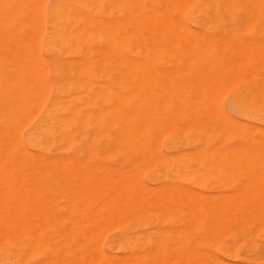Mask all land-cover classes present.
I'll list each match as a JSON object with an SVG mask.
<instances>
[{"label": "bare ground", "instance_id": "6f19581e", "mask_svg": "<svg viewBox=\"0 0 264 264\" xmlns=\"http://www.w3.org/2000/svg\"><path fill=\"white\" fill-rule=\"evenodd\" d=\"M15 1L16 0H0V14L2 15V16L0 15V25L4 26L7 23H9V25H12V23H13L12 21H14L15 16L17 17L21 14L26 13L27 17H29L28 12L31 10L26 12L27 11L26 10V6H27L26 2L24 3L23 0H21V2L16 1L19 4H17L18 7L15 8V3H16ZM18 1H20V0H18ZM33 1L34 0H32V2ZM35 1L32 4H35L36 3ZM39 1L37 0V3ZM81 2H82V0L80 1V3ZM84 2H88V1L84 0ZM40 4L41 3L39 2L37 5H40ZM82 4H83V2H82ZM105 4L106 3H104V5ZM113 4L114 3H112V5ZM122 5H124V4H122ZM81 6L82 5L80 4V7ZM33 7L34 8L37 7L36 9H38V10L40 8L38 6L35 7L34 5H33ZM33 7L30 6V9ZM91 7H93V6H91ZM103 8L105 10V7H103ZM43 9H44V7H43ZM107 9H106V11H107ZM111 9H112V7H111ZM125 9H126V7H125ZM129 10H130L129 11V20H128V23L126 24L127 28H128V33H126V34H128V37L126 39L127 40L126 41L127 42V52H125L126 57L123 58L124 55L121 57V59L122 58L124 59V60L122 59L123 61L122 60L120 61V57L118 58L120 63H122V62H123L122 64L126 63L124 66L121 65V66L125 67L123 69L124 71L122 69H118V75H119V77L122 76V78H121V80H116L113 77H111L112 79H114V80H112L111 78L108 77V79L110 81H105V82H96L95 80H93L94 82L93 81H80L78 79L77 80H64L63 79V81H52V80L48 79L49 77L48 78L45 76L43 77V73H44V75L46 73L44 71H41L40 67L42 68V70L47 71L46 70L47 66L45 67L43 62H41V61H44L45 59L43 60L42 59L43 57H41V55H40V57H37L36 55L39 56V54H36L38 52H34V53L30 52V50L32 51V49L29 48L30 46H28V50H29L28 51L27 46H26V45H29V44H27V41H26L28 36H29L28 40H30V43L32 42L34 44V42H35V44L37 43L36 46H38L39 41H37V40L40 39V38H38V36H41L40 32L42 34L44 26H43V21H37V22H40V23H38L40 25V29H39L40 32H38V30L36 31L35 25H37V24H35L36 21L34 19L36 18L37 15H39L40 11H36V10L34 11L33 10L36 13H32L33 11L30 12L32 15L30 14L31 19L28 18L29 22L26 20L27 19L26 15H24V16L22 15V17L26 18V19L24 18L25 20L22 19L25 21V24L29 23L31 26L30 27V26H28L29 24H27L29 32L31 30L33 31V29L35 27L34 30L36 32L34 31L33 33L35 35L37 34V36H35V37H34V35L32 36V34H31L32 32H30L28 35H26L27 37L22 36V38H24L25 42H26V43L25 42L23 43V44H25V47H26L25 50L23 51L24 53L22 51L21 52L23 55L21 53L20 54L15 53V55L19 54L18 56L21 59H18L19 57L17 58V55H16V56H14V58H16L17 60H15L13 58V56L9 55L10 57H12V59H9V60H11V61H9L11 64L9 63L10 65H5L4 63L8 62V59L6 58L8 55L7 54L6 57H5V55L2 56L4 58H6L7 60L4 59L5 62H3V63L0 62V66H1L0 67V74H1L2 70H4V72L7 71L8 67H10V66L15 67L16 71H17L19 69L18 67H20V69H21L20 65H22V67H23V65L26 67L29 66L25 70H24V67L22 68L23 71H26L28 69L26 71V76L29 75V73L31 72L30 73L31 76L29 75V78H28L24 75V72L22 74V72H20L21 70H18L19 72L18 71L17 72L19 73L20 76L22 74L23 78L21 79V77H20V79H19L18 75H13L12 77L14 78L16 76L17 79H10V76L7 75V73H8V71H7V72H5V77L3 75L2 76L3 78L2 77L0 78V178H2V179L3 178H8V179H10V178H15V179L20 178L21 179L22 178L23 179V178H35V177H38V178L52 177L51 179H53V177H55L56 179L59 178V180L60 179H64V180L70 179L72 181V184L74 186L73 187L74 188V190H73L74 195H72V196H74V198H75L76 207L74 208L73 212H71L70 215L67 214V215H69V219L67 216V219L69 221L68 222L66 221L67 224L64 227V233H65L66 239L69 242H72V244H73V250L75 253V256H74L75 259H74L73 264H264V190H254V189H251L250 187L245 186L246 188L244 187V189L243 188L242 189L235 188L233 190L216 191V192H196V191L193 192V190L192 191L189 190V192H188V190H185L186 189V187H185L184 190L186 192H179V191L178 192H171V190L169 189L170 192H168V193H164V192L163 193H157V180H158L157 175H159L161 173V172L160 173L158 172L159 174L157 173V155H158L157 148L160 149V147L158 145V144H160V142L159 143L157 142V140L159 141V139L157 138L158 137L157 125H159V124H157L158 123L157 122V103H158L157 99L158 98L160 99V97L158 95L161 94L160 92H159V94L157 93L158 92L157 91V79H159V77L157 78V76H158L157 75V57L159 56V55L157 56V54H158V52H157L158 51L157 50V31H159V30H157V28L159 26H164L165 28H166V26H169V27L175 26L174 28H176V27L177 28L178 27L183 28L184 27L186 30L191 29L190 27L189 28L187 27L188 23L186 21H184L186 19H195V20L196 19H202V18L203 19H211V20L217 19V21L220 22L218 19H220V20L222 19L223 21L227 19V21H231V20H233L231 18H236L237 22L240 21V22H238L239 25H240L241 20H242V19L238 20L239 18H244V20L250 19V21H251V19L254 20L257 18L258 19L259 18L264 19V0H130ZM103 12H101V13H103ZM113 12H111V13L113 14ZM124 12H125V10H124ZM43 13L44 12H42L41 15H39L40 19L42 17H44ZM117 14H118V12H117ZM87 15H89V14H87ZM124 16H125V14H124ZM72 17H73V15H72ZM60 18L61 17H59L57 19H60ZM73 18H75V17H73ZM73 18H72V20H73ZM69 19H70V17H69ZM69 19H68V21H70ZM78 19H79V17H78ZM80 19H81V17H80ZM168 19H171V20L177 19V21L176 20L170 21V23L164 21V20H168ZM228 19H230V20H228ZM41 20H43V19H41ZM113 20H115V19H113ZM222 20L220 23H222V25H223ZM26 21H27V23H26ZM31 21L32 22L35 21V22H33L35 24L33 27H32L33 23ZM227 21H225V22L227 23ZM254 21H256V20H254ZM17 22H19V21H16V23ZM62 22H64V20H62ZM85 22H88V21H84V23ZM171 22H173V23H171ZM203 22H205V21H203ZM210 22H212V21H210ZM244 22H246V21H244ZM247 22H249V21H247ZM247 22H246V24L245 23H241V24H243V26L245 24L247 27ZM231 23L233 24V22H231ZM55 24H56V22H55ZM76 24H78V23H76ZM204 24H203V26H204ZM214 24H217V23L215 22ZM253 24L256 25V22L253 23V21H251L250 25H253ZM53 26H55V25H53ZM110 26H112V24ZM123 26H121V27L123 28ZM209 26H210V24H209ZM215 26L214 27L212 26V28H214L213 29L214 31L216 29L215 32H217L219 30V28H218V26H217V28H215ZM227 26H228V24H227ZM116 27H117V25H116ZM228 27L230 30L231 27L230 26H228ZM252 27H254V25ZM0 28H1V26H0ZM3 28L4 27H2V31H3ZM38 28L39 27L37 26V29ZM56 28L59 29L58 26ZM114 28H115V26L112 27V29H114ZM174 28H173V30H174ZM240 28H241V26H240ZM21 29H22V26H21ZM78 29H82V28L78 27ZM84 29L86 32L82 29L81 30L82 35L84 36V33H85V35H88L86 33L90 32L89 35L91 36V32L93 30L92 31L89 30L87 32L86 28H84ZM250 29H251V27H250ZM250 29L246 30V28H243V29L241 28V30L246 31V33H248L250 31ZM168 30H172V29L170 28ZM186 30H182V31L184 33H186ZM191 30H193V29H191ZM256 30H255V32H256ZM77 31H79V30H77ZM98 31L99 30H97V33H98ZM161 31H162V27H161L160 32ZM193 31H195V30H193ZM198 31H196V32L199 35L202 34V35H200L201 37L203 36L202 38H204V35L206 36V34H205L206 31L205 32H203V31L198 32ZM237 31L238 30H236V32ZM47 32H49V31H47ZM102 32H103V30H102ZM108 32H110V31H108ZM123 32H124V30H123ZM170 32H172V31H170ZM210 32H212V30ZM219 32H221V31H219ZM242 32H241V34H242ZM4 33L5 32H3V35H4ZM74 33H75V31H74ZM103 33H102V35H103ZM162 33H164V32L162 31L161 34ZM175 33H177V32H175ZM206 33H208V32H206ZM5 34H7V33H5ZM63 34L65 35V37H66V35H68L66 33H63ZM107 34H109V33H107ZM117 34H118V31H117ZM166 34H168V32ZM259 34H260V32H259ZM1 35H2V33H1ZM199 35H197V36H199ZM209 35L206 36L205 38H208ZM92 36H93V33H92ZM118 36H119V34H118ZM186 36H187V34H186ZM33 37H34V39H33ZM47 37H48V35H47ZM105 37L106 38L108 37V38H107V40L105 39L106 41L103 42V45H104V43H105V45L108 44L107 43V42H109L108 39H111V38H109V36L105 35ZM177 37H178V35H177ZM244 37H245V35H244ZM259 37H261V36H259ZM10 38H11V35H10ZM16 38H17V40L14 39V41L15 40L18 41L19 38L18 37H16ZM22 38H20L19 42H21ZM35 38H36V40H35ZM62 38H64V37H62ZM190 38H188V39H190ZM219 38H220V36H219ZM223 38H224L223 39L224 42L228 43L226 45L224 44L225 48H227L226 46H228L230 43V45L233 46L232 48L235 47V50H236V48L239 49V51L236 50L238 52L236 53L235 56L238 57L239 55H241L242 50L240 51L241 48L239 45L237 47L236 44H234L235 40H233L234 39L233 37H231V38L228 37L229 38L228 39L226 36L227 39L225 37H223ZM248 38H246L245 40L250 45V41H247ZM8 39H9V37H8ZM80 39H79V41H80ZM123 39H125V38H123ZM165 39L166 38L164 37V40ZM168 39H170V38H167L165 41H167ZM3 40H4V38H3ZM49 40H50V38H49ZM53 40H54V38L52 37V39L49 43H51ZM66 40H67V38H66ZM202 40L203 39H201V41ZM209 40H211L210 37L208 38V41ZM227 40H229V41H227ZM230 40L233 41L232 42L233 44L231 43ZM14 41H12V43H14ZM16 41H15V43H16ZM22 41H23V39H22ZM121 41H123V40H121ZM178 41H180V40H178ZM212 41H210V42H212ZM242 41H244V40H242ZM54 42L55 41L52 42V46H49L50 48L55 46V45L53 46ZM112 42L113 41H110V43H112ZM180 42H179V44H180ZM224 42H222V44ZM252 42L253 41H251V43ZM70 43H73V41H71ZM119 43H121V42H119ZM175 43L177 44V42H175ZM194 43H196V42H194ZM263 43L264 42H262V46H263ZM55 44H56V42H55ZM73 44H71V45H73ZM114 44L115 43L113 42V45ZM183 44H185V43H183ZM190 44H189V46L187 45L186 47L184 45L183 48H185V52H187L186 51L187 47L190 48ZM210 44H212V43H210ZM238 44H239V42H238ZM13 45H11V46H13ZM62 45H63L64 50H65L64 44H62ZM65 45H67V44L65 43ZM71 45L68 44L67 46H71ZM74 45H76V44H74ZM170 45H171V43H170ZM177 45H176L175 49L177 48ZM218 45L220 46V43ZM9 46L10 45L8 43V47ZM22 46L23 45H21V47ZM47 46H48V44L46 45V47ZM108 46H110V45L108 44ZM112 46H110V47H112ZM181 46H182V44H181ZM196 46H197V43H196ZM201 46H204V45H201ZM201 46H200V48H203ZM213 46H216V45L213 44ZM219 46H218V49H219ZM17 47H19V46L16 45V48ZM32 47H35V45ZM172 47H173L172 45H171V47L170 46L169 47L164 46L165 51H166V52L164 51V53L167 54L168 50H166V48L172 49ZM194 47H192L193 48L192 50H191V48L187 49L188 51H190L189 53L187 52L190 55H186V56H184L185 52L182 51L183 49L178 47L182 53L183 59L185 57L184 61L186 60V62H188V63L191 61L190 62L191 64H192V61H196V59H197L196 56L198 54H200L198 52L199 47H197V48L195 47L197 50V51L195 50V52L198 54H195L194 57L191 56V52L192 53L194 52L193 51L195 49ZM204 47L206 48V46H204ZM216 47H214V48H216ZM16 48H15V50H16ZM11 49H13V47H11V48L9 47L8 51ZM51 49L48 48L49 51ZM54 49L56 50V53H57V51H58V54L61 53V51L57 50L58 48L56 49L55 47L52 49V51H51L52 53H53ZM69 49H70V47H69ZM80 49H81V47H80ZM94 49L98 50V55H99V53L101 54L100 51H102V50L106 51L105 49H102V48H101L102 50L97 49V48H94ZM228 49H230V46ZM231 49L228 51V53L232 51ZM36 50L37 51L39 50V46H38V49L36 47ZM109 50H110V48H108V52L106 51L104 53H109V52L110 53L112 52V54L114 53L113 51H109ZM162 50H164V49H162ZM202 50H204V48ZM11 51H12V53L15 52L14 49ZM252 51H254V50H252ZM256 51H258V50H256ZM17 52H19V51H17ZM27 52H29V53H27ZM116 52H117L116 55L119 54L118 53L119 51H116ZM239 52H240V54L237 55ZM31 53H33V55L36 54L33 57L34 60H33V58L31 59V57H32ZM72 53H73V51H72ZM83 53H85V52H83ZM90 53L93 54V53H96V51H94V52L92 51ZM104 53L102 52V54H104ZM164 53H162V54L164 55ZM175 53H176V51H175ZM202 53H203V51H201V57H202ZM233 53H235L234 50H233ZM233 53L231 52V55ZM243 53H245V52H243ZM25 54H27L26 58L24 57ZM168 54L170 56V53H168ZM173 54H171V55L173 56ZM75 55H77V54H74V56ZM78 55H80V54H78ZM192 55H194V53ZM29 56H31V57L29 58ZM102 56L107 57L108 54L107 55L104 54ZM109 56L111 57L110 54H109ZM114 56H113L114 59L117 58V56L116 57H114ZM169 56H167V57L169 58ZM172 56L170 57L171 59L169 61L172 62L174 60V63L177 64L178 60L175 61L177 59V57H176V59L173 57L174 59L172 60ZM187 56H189V57H187ZM232 56L234 57V54ZM243 56H244V59H242ZM243 56L241 59L244 61L245 58H247L248 56L245 57L244 54H243ZM249 56H251V55H249ZM2 57H0L1 61H3ZM110 57L108 60H111ZM182 57L179 54V58L181 59ZM233 57H232V59H233ZM259 57L260 56H258V58ZM35 58H38V60H36ZM113 58H112V60H114ZM125 58H126V60H125ZM194 58H196V59H194ZM248 58L250 59V57H248ZM25 59H27V60H25ZM40 59H41V61H39ZM208 59L209 58L207 56V58L205 60H203V59L202 60L205 62ZM239 59L240 58H238V61H240V63H241L242 61ZM89 60L91 62H95L94 58H93V60H91V59H89ZM97 60L98 59H96V61ZM187 60H189V61H187ZM202 60H200V57H199L197 63L203 62ZM227 60H229V59H227ZM38 61L40 62V64H43V65H40L38 63ZM65 61L66 60H63L64 63H65ZM71 61H73V60H71ZM71 61H69V62H71ZM101 61H98L96 63L98 64ZM105 61L106 60H104V62ZM161 61H162V59H161ZM209 61H210V63H209ZM209 61L207 62L208 64H206V65H212V66L216 65V64H211V61H212L211 59H209ZM217 61H218V59H217ZM253 61L255 62V60H253ZM63 62H61V64ZM69 62H67V63H69ZM75 62H77V60H75ZM91 62H89V63H91ZM104 62L102 61V63H104ZM182 62H179V66H181L182 64L186 65V66L182 65L183 68H181V67L177 68L178 67V65H177L176 72L173 71L174 70L173 65H175V64L171 63L172 68L169 69V71L170 70L173 71V73L170 71L171 74L173 75V77H176L174 75L177 74V70L179 71L180 69L181 70L183 69L182 71L186 70L188 72H191L190 68H192V67H190V66H192V65L189 63L190 64V66H189L188 63L185 64V62H183V63ZM234 62H236L235 64H239V63H237L236 60H234ZM244 62H247V61H244ZM244 62H243V64H244ZM1 63L4 65H2ZM37 63L39 64L40 67L38 66ZM84 63H86V62H84ZM165 63H164V61H162V64H165ZM193 63L195 64V62H193ZM231 63H233V62H231ZM251 63L254 65L253 62H251ZM6 64H8V63H6ZM70 64H71L70 66L74 65V63H70ZM106 64L109 65V61ZM106 64H104V65H106ZM110 64L113 65L112 63H110ZM115 64H117V66H118L117 60H116ZM229 64L230 63H228V65ZM16 65L18 67H16ZM30 65H32V66L35 65V66H33L34 70L32 69V66H30ZM58 65L60 66V64H56V65L51 64V66H57V68L54 67V68H56V69H54V70H56V74L57 73L62 74L64 72L63 69H62V73L57 72V69H60V67ZM187 65H188V67H187ZM226 65L227 64H225L224 66L226 67ZM5 66H8V67H6V69H5L4 68ZM195 66H196V64H195ZM231 66L234 67L233 64H231L229 67H231ZM239 66H240V64H239ZM239 66H238V68H239ZM242 66L243 65H241V67ZM37 67H38V69H37ZM44 67H45V69H44ZM61 67H63V65ZM123 67H121V68H123ZM185 67H187V68L185 69ZM194 68L195 67H193L192 72L194 71ZM30 69H32L34 72H32V70H30ZM114 69L116 70V68H114ZM203 69H205V68H203ZM35 70H36V72H35ZM120 70L122 71V73L123 72L124 73L122 74ZM162 70H164V69H162ZM166 70L168 71V69H166ZM227 70H225V71L227 72ZM9 71H12L10 73L12 75L13 70L9 69ZM28 71H30V72H28ZM75 71L77 72L76 69H75ZM119 71H120V74H119ZM195 71H196V69H195ZM37 72H39L38 75H37ZM70 72L73 75V70ZM111 72L112 71H110V73ZM115 72L116 71H114V73ZM158 72H161V71L159 70ZM241 72H242V70H241ZM16 73L14 71V74H16ZM32 73H36V74H32ZM69 73L67 72V74H69ZM202 73H203V71H202ZM206 73L208 74V72H206ZM251 73H252V70H251ZM52 74H54V73H52ZM65 74L66 73H64V75ZM116 74H117V72H116ZM171 74H169L170 77L172 76ZM181 74H182V72H181ZM185 74H187V72H185ZM213 74L215 75V73H213ZM213 74H211V75H213ZM225 74L227 75V73H225ZM41 75H42V77H41L42 79L36 77V76H41ZM82 75H84V74H82ZM94 75L95 74L91 73V76H94ZM232 75L233 74L228 75V76L231 77ZM46 76H47V74H46ZM54 76H56V75L54 74ZM59 76H56V77H59ZM97 76H99V75H96V77ZM167 76L168 75H166L164 77L167 78ZM191 76L193 77V75H191ZM217 76H218V74H217ZM31 77H34V78L31 79ZM35 77L37 79H35ZM196 77H198V76H196ZM206 77H207V75H206ZM259 77H258V79H259ZM5 78H7V79H5ZM25 78H27V79H25ZM44 78L46 80H44ZM61 78H63V77H61ZM182 78H184V77H182ZM198 78H201V75ZM208 78H209V76H208ZM226 78H227V76H226ZM217 79H215V80L217 81ZM182 80H181V83H183L185 81L184 80L182 82ZM205 80L207 81L208 79L206 78ZM221 80L225 81L226 79L225 80L221 79ZM160 81H162L163 85L164 84L166 85L167 83H169V81L172 82L171 79H169V81H166V82L162 79ZM173 81H175V80H173ZM194 81H195V83H197L196 80H194ZM261 81H260V87H261V85H263V84H261ZM226 82H228V80ZM160 83H158V84H160ZM180 84L177 82V85H180ZM167 85H169V84H167ZM167 85L165 87L166 90L167 91L171 90L169 87L170 85L169 86H167ZM197 86H199V84ZM197 86L195 87V85H194L193 86L194 88L191 87V89L194 92V93L192 92V95H194V96H195V91H194L195 88H199ZM210 86H212L211 83H210ZM218 86H217V88H218ZM167 87H168V89H167ZM173 87H174V85H173ZM175 87H176V85H175ZM200 87H201V85H200ZM211 88H213V86ZM203 89H206V88H203ZM161 90H163V89L161 88ZM215 90H217V89H215ZM196 91H197V94L199 93V95H202V93H200L201 90L198 91V89H197ZM223 91L224 90H221L220 92H223ZM166 92H164V93H166ZM173 92H176V91L173 90ZM177 92H178V90H177ZM215 92H218V91H215ZM169 93H170V91H169ZM179 93H180V91H179ZM183 93H184V91H183ZM185 93H187V92H185ZM170 94H172V93H170ZM199 95L198 96L196 95V96L199 97ZM163 96L161 97L162 99H163ZM180 96L181 95H179V97ZM184 96H189V95L187 94ZM194 96H192V98ZM208 96H211V95H208ZM229 96H230V94H229ZM169 97H171V96H169ZM202 97H204V95H202ZM186 98H188V97H186ZM207 98H209V97H207ZM214 98H216V96ZM220 98H221L220 101H222V97H220ZM243 98H244V96H243ZM165 99H166V97L163 100L166 101ZM188 99H186V100H188ZM218 99L219 98H217V100ZM240 99H241V97H240ZM163 100H161V101L165 104V102ZM168 100H171V99L168 98ZM195 100H197L196 97H195ZM229 100H231V99H229ZM181 102H183V101H181ZM238 102H240V101H238ZM252 102H254V101H252ZM163 103L159 102V104H162V107L164 105ZM242 103H243V101H242ZM176 105H177V103H176ZM178 105H179V103H178ZM240 105H242V104H240ZM181 106H183V105H181ZM251 106H253V105H251ZM171 107H172V105H171ZM175 109H176V107H175ZM182 110H184V109H182ZM261 112H263V111H261ZM260 113H259V115H261ZM197 114L199 115V113H197ZM203 114H204V111H203ZM227 114L223 113V116L228 118ZM216 116H218V115H216ZM174 117H173V119H174ZM166 118H164V119L166 120ZM177 119H178V117H177ZM205 124L206 123L204 122V128H203L204 132H205V128H206ZM207 125H208V123H207ZM233 126H235V125H233ZM257 126L258 125H256V126L254 125V126H252V128H255ZM216 127H218L217 124L213 128H216ZM227 128H228V125H227ZM192 129H193V127H192ZM259 129H260V127L258 128V130L256 128L257 131H259ZM175 130H174V132H175ZM196 130H194V131L196 132ZM218 130L216 129L215 132ZM261 130H264V128H262ZM165 131L167 132V130H165ZM199 132H200V130H199ZM260 132H259V134H260ZM251 133H252V131H251ZM202 134H203V131H202ZM222 134H224V133H222ZM219 135H221V134H219ZM223 136H225V135H223ZM159 137H160V135H159ZM177 137H178V135H177ZM177 137H175L176 140H177ZM241 138H242V140H244L243 137H241ZM192 139L193 138L191 137V140ZM257 139L258 138H256L255 140H257ZM176 140L172 139V141H176ZM255 140H252V141H255ZM258 140H257V142H258ZM216 141H214V142L216 143ZM188 142H190V141H188ZM259 142H261V141H259ZM198 143L200 144V141ZM248 144H249V142H248ZM260 144L263 145V143H260ZM200 145H202V142ZM174 146H175V144H174ZM250 147H252V145ZM252 148H254V147H252ZM171 149L173 150L172 147H171ZM229 149L230 148H228V150ZM247 149H248V147L246 148V151H248ZM260 149H258V150H260ZM263 149L264 148H262V151H263ZM242 150H243V148H242ZM197 151H199V150L197 149ZM232 151H234V150H232ZM187 152L189 155L191 153H193V154L197 153V155L196 154H194V155L200 156V155H198V152H195V150H194V152L192 151L191 153H189L188 150H187ZM248 152H250V151H248ZM253 152H254V150H253ZM207 153H208V151H207ZM207 153H204V151L202 152L203 155H205ZM165 154H168V153H165ZM188 154H187V156H189ZM217 154H220V153L217 152ZM233 154H236V153L234 152ZM173 155H172V157H173ZM210 155H211V153H210ZM223 155H226V154L224 153ZM169 156H170V158H172L171 155H169ZM196 156H195V158H196ZM229 156H231V155H229ZM201 157L203 158L206 156H201ZM257 157H259V156H257ZM176 158H177V156H176ZM189 158L192 159V154L190 155ZM210 158H212V157H210ZM234 158H236V157H234ZM242 158H240V161ZM262 158H264V157H262ZM196 160L197 159H195V161ZM198 160L200 162L201 159L198 158ZM198 160L196 161L197 163H198ZM213 160H214V158H213ZM238 160H239V157H238ZM260 160H263V159H260ZM172 161H174V159ZM224 161H222V162H224ZM230 161H232V160H229V164H230ZM248 161H249V158H248ZM190 162H191V160H190ZM242 162H243V160H242ZM253 162H254V160H253ZM257 162H259V161L257 160ZM166 163H167V161H166ZM197 163H195V165ZM205 163H207V162L205 161ZM205 163H204V165H206ZM245 165H247V164H245ZM254 165H256V164L254 163ZM170 166H171V164H170ZM199 167L200 166L198 165V168L196 170H198ZM204 167H206V166H204ZM204 167L201 166L203 171H204ZM217 167L218 166H216V168ZM206 168H208V166ZM221 168H219V169L221 170ZM258 168H259V166H258ZM224 169H225V165H224ZM246 169H249V168L247 167ZM251 169L252 168H250V170ZM189 170L193 171V173L192 172L191 173L194 174L195 169H193V170L189 169ZM233 170H234V167H233ZM260 170H259V172H260ZM203 171H201V172H203ZM205 171H207V170L205 169ZM208 171H209V169H208ZM210 171H211V169H210ZM257 171H258V169H257ZM263 171L264 170H262L261 173H264ZM213 172H214V170H213ZM226 172L228 173V171H226ZM236 172H238V169ZM243 172H245V171L243 170ZM189 173H187V174H189ZM199 173H200V171H199ZM218 173H220V172H218ZM223 173L225 174V172H223ZM227 173H226V175H227ZM231 173L232 172H230V174ZM224 174H221V175L224 176ZM230 174H228V175L232 176ZM239 174H241V173H239ZM256 174H257L256 176H258V173H256ZM180 175H182V174H180ZM180 175H178V177ZM159 176H161V175H159ZM195 176H197V175H195ZM206 176H208V175H206ZM209 176H211V175H209ZM225 177H227V176H224V178ZM259 177H261L260 174H259ZM166 178H168V177H166ZM209 178H211V177H209ZM212 178H213V176H212ZM225 179H227V178H225ZM228 179H230V178H228ZM228 179H227V181H228ZM262 179L263 178H261V180ZM169 180H171V179H169ZM195 180H197V177ZM200 180H201V178H200ZM207 180H208V178H207ZM67 181H66V183H68ZM71 181H70V183H71ZM204 182H206V181H204ZM217 182H218V180H217ZM229 182H230V180H229ZM237 182H238V179H237ZM57 183L59 184V182H57ZM63 183H64V181H63ZM193 183H195V181ZM254 183H256V182H254ZM240 184L242 185V183H240ZM240 184L238 183L239 187H241ZM248 184H250V183H248ZM0 185H1V183H0ZM37 185H39V184L37 183ZM176 185H174V186L176 187ZM222 185H223V183H222ZM58 186H60V185H58ZM66 186H68V185L66 184ZM253 186H254V184H253ZM60 187L63 188L62 185ZM166 187L168 188L170 186H166ZM183 187H181V188H183ZM178 188L180 189V187H178ZM41 189H42V187H41ZM71 189H72V187H71ZM0 190H1V188H0ZM61 192H63V191H61ZM36 193H35V195H36ZM64 193H66V192H64ZM67 193H69V192H67ZM71 194L72 193H70V195L69 194H67V195L71 196ZM22 195H23V193H22ZM8 197H10V195ZM13 198H16V197H13ZM67 199H68V197H67ZM5 200H7V199H5ZM71 200L73 202H75L73 199H71ZM71 200L68 199V201L72 202ZM63 201L65 202L66 200L64 199ZM68 201H66V202H68ZM2 202H0V204ZM9 202H10V200H9ZM70 202H68V203H70ZM5 203H7V202H5ZM5 203L3 202L2 206ZM12 204L13 203H10L11 207H12ZM18 204H19V202H18ZM70 204H72V203H70ZM70 204H67V205L69 206ZM23 205L21 204L22 207H23ZM74 205H75V203H74ZM74 205H72V207ZM15 206H18V205L16 204ZM11 207H10V212H11ZM62 207H64V206H62ZM3 208H4V206H3ZM28 208L29 207H27V209ZM66 208H70V206L69 207L66 206ZM8 209H7V211H8ZM13 209H14V212H13V210H12V212L14 214L15 211L18 209H16V210H15V208H13ZM70 209L72 210V208H70ZM0 210L2 211V209H0ZM24 210L25 209H22L21 211L24 212ZM16 213L18 214L19 212H16ZM11 214H9V215H11ZM25 214H27V213H25ZM63 218H65V217H63ZM7 220L10 221V218H7ZM23 221L24 220L22 219V222ZM63 221H65V220L63 219ZM13 226H15V225L13 224ZM22 228H23V225L21 226V229ZM6 230H7V228L5 229V232H6ZM1 232H2V229H1ZM3 232H4V230H3ZM19 232H21V231L19 230ZM0 235L3 236L2 233ZM9 240H10V238H9ZM14 241H15V239H14ZM56 241H57V239H56ZM12 246L10 245V247H12ZM14 246H16V245L14 244ZM26 246H28V245H26ZM14 249H16V248H14ZM1 252H3V251H1ZM1 252H0V254H1ZM18 253H19V251H18ZM22 254H26V253L23 252ZM24 256H26V255H24ZM8 260H9V258H8ZM18 260H19V258H18ZM64 261H66V259Z\"/></svg>", "mask_w": 264, "mask_h": 264}, {"label": "rangeland", "instance_id": "374dc122", "mask_svg": "<svg viewBox=\"0 0 264 264\" xmlns=\"http://www.w3.org/2000/svg\"><path fill=\"white\" fill-rule=\"evenodd\" d=\"M17 2H21V0L20 1H18V0H16ZM15 1V2H16ZM35 1V0H34ZM34 1L32 2V0H23V2L25 3L26 2V4H27V6H26V12H28L29 10H31V11H29L28 13H29V17H27V14L25 13V14H21V15H19V16H15V18H14V21H12L13 23H12V25H9V23H7V24H5L4 26H2V25H0L1 26V30H0V32L2 33V35H1V33H0V57H2L3 55H5V57H6V55H7V59H8V62H6V63H8V64H6V63H4L5 65H10L11 63L9 62V61H11V60H9V59H12V57H10L9 55H11V56H13V58H14V56H16L17 55V58L19 57L18 55L21 53L22 54V52L25 50V44H23L24 42H25V39L24 38H22V36H26V35H28L30 32H32L31 34H32V36L34 35V37L35 36H37V34L35 35L33 32L35 31L34 29H35V27H34V29H33V31L31 30L30 32H29V29H28V26H30V24L29 23H27V21H28V18H30V12H32L33 10L35 11H40L39 12V15H41V13L42 12H44L43 13V16L44 17H42L41 19H43V20H41L40 19V16L39 15H37L36 16V18L34 19L35 21H33V22H35V24H37V25H35L32 21V23H33V25H32V27L35 25L36 26V31L38 30V32H40V25L38 24V23H40V22H37V21H43V32H42V34H41V32H40V35L41 36H38V38H40V39H38L37 41H39V43H38V46H39V50L37 51L36 50V47H37V49H38V46H36V44H35V42H34V44L31 42L30 43V40H28L29 38V36L27 37V44H29V45H26L27 46V50H28V46H30L29 48L30 49H32V51L30 50V52H38V53H36V54H39V56L38 55H36V54H34V55H36L37 57H40V55H41V57H43L42 59L44 60V61H41V59L39 60V61H41V62H43V64H44V66L46 67L47 66V68H46V70L47 71H45V70H42V68L39 66V64H40V62L38 61V66L40 67V69H41V71H44L46 74H47V76H46V74L44 75V73H43V77L45 76V77H49L48 79L49 80H52V81H63V79L64 80H80V81H93V80H95L96 82H105V81H110L109 79H108V77L109 78H111V77H113L114 79H116V80H121V78H122V76L121 77H119V75H118V69H124L125 67H123L125 64H122V63H120L119 62V60H118V58L120 57V61L124 58V57H126V53L125 52H127V37H128V34H126V33H128V28H127V23H128V20H129V3H130V0H85V1H88V2H84V0H82V2H83V4H82V2L80 3V1L81 0H38L41 4V6L40 5H37L38 3H37V0L35 1L36 3L35 4H32V3H34ZM93 1V2H92ZM96 1V2H95ZM126 1V2H125ZM15 3V8H17L18 7V5L17 4H19V3ZM114 3L113 5H112V3ZM129 2V3H128ZM29 3V4H28ZM104 3H106L105 5H104ZM25 4V5H26ZM31 4V5H30ZM44 4V5H43ZM80 4L82 5L81 7H80ZM116 4V5H115ZM121 4V5H120ZM122 4H124V5H122ZM127 4V5H126ZM33 5L36 7V6H38V7H40L39 8V10L38 9H36V8H34L33 7ZM85 5V6H84ZM105 7V10H104V8L102 7ZM29 6V7H28ZM30 6H32L33 8H31L30 9ZM91 6H93V7H91ZM97 8H96V7ZM110 6V7H109ZM124 6V7H123ZM42 7V8H41ZM43 7H44V9H43ZM111 7H112V9H111ZM120 7V8H119ZM125 7H126V9H125ZM61 8V9H60ZM63 8V9H62ZM96 8V9H95ZM100 8V9H99ZM108 8V9H107ZM114 8V9H113ZM91 9V10H90ZM94 9V10H93ZM106 9H107V11H106ZM44 10V11H43ZM80 10V11H79ZM124 10H125V12H124ZM127 10V11H126ZM32 12V13H36V12ZM104 11V12H103ZM114 11V12H113ZM123 11V12H122ZM80 12V13H79ZM101 12H103V13H101ZM111 12H113V14L111 13ZM117 12H118V14H117ZM121 12V13H120ZM38 13V12H37ZM83 13V14H82ZM57 14V15H56ZM87 14H89V15H87ZM108 14V15H107ZM112 14V15H111ZM122 14V15H121ZM124 14H125V16H124ZM1 15V14H0ZM22 15L24 16V15H26V18L25 17H22ZM32 15V14H31ZM35 15V14H34ZM55 15V16H54ZM72 15H73V17H75V18H73L72 17ZM91 15V16H90ZM2 16V15H1ZM4 16V15H3ZM58 16V17H57ZM70 17V19H69V17ZM89 16V17H88ZM14 17V16H13ZM20 17V18H19ZM33 17V16H32ZM35 17V16H34ZM59 17H61L60 19H57V18H59ZM78 17H79V19H78ZM80 17H81V19H80ZM83 17V18H82ZM94 17V18H93ZM96 17V18H95ZM98 17V18H97ZM101 17V18H100ZM111 17V18H110ZM27 20L26 21V23L27 24H29L28 26H27V24H25V19ZM39 18V19H38ZM65 18V19H64ZM72 18H73V20H72ZM22 19H24V20H22ZM31 19V18H30ZM56 19V20H55ZM68 19L70 20V21H68ZM75 19V20H74ZM88 21V22H85L84 23V21ZM86 19V20H85ZM113 19H115V20H113ZM231 19H235L234 21L233 20H231V21H227V19L226 20H222L223 21V25H222V23H220L221 22V20L220 19H218L220 22H218L217 21V19H186V20H184V21H186L187 23H188V25H187V27L189 28H191V29H193V30H195V31H193V30H191V29H185L184 27L183 28H174L175 26H166V28L164 27V26H159L158 28H157V30H159V31H157V52H158V54H157V78L159 77V79H157V93L159 94V92L162 94H159L158 96L160 97V99L158 98L157 99V124H159V125H157V135H158V139H159V141L157 140V142L159 143L160 142V144H158L159 145V147H160V149H158L157 148V153H158V155H157V173L159 172H161L159 175H161V176H159V175H157V193H168V192H170V190H171V192H186L185 190H188V192H189V190L190 191H192L193 190V192H216V191H225V190H233V189H235V188H237V189H244V187L246 186V187H250L251 189H254V190H264V173H261L262 172V170H264V158H262V157H264V149H263V151H262V148H264V130H261L262 128H264V43H263V46H262V42H264V19H261V18H257V19H254V20H256V21H254V20H252L251 19V21H253V23L254 22H256V25L255 24H253L254 25V27H252L253 25H250L251 24V21H250V19H246V20H244V18H239L238 20H241V23H245L246 24V22L247 21H249V22H247V27H246V25L244 24V26H243V24H241L240 23V25H239V23L238 22H240V21H238L237 22V19L236 18H231ZM261 19V20H260ZM21 20V21H20ZM50 20V21H49ZM60 20V21H59ZM62 20H64V22H62ZM81 20V21H80ZM95 20V21H94ZM119 20V21H118ZM177 21V19H168V20H164V21H166V22H169L170 23V21ZM202 20V21H201ZM212 21V22H210V21ZM228 20H230V19H228ZM246 21V22H244V21ZM260 20V21H259ZM9 21V20H8ZM16 21H19V22H17L16 23ZM49 21V22H48ZM76 21V22H75ZM102 21V22H101ZM110 21V22H109ZM125 21V22H124ZM180 21V20H179ZM178 21V22H179ZM197 21V22H196ZM203 21H205V22H203ZM214 21V22H213ZM225 21H227V23L225 22ZM243 21V22H242ZM29 22V21H28ZM55 22H56V24H55ZM73 22V23H72ZM109 22V23H108ZM177 22V23H178ZM194 22V23H193ZM196 22V23H195ZM202 22V23H201ZM217 23V24H214V23ZM231 22H233V24L231 23ZM262 22V23H261ZM69 23V24H68ZM76 23H78V24H76ZM87 23V24H86ZM171 23H173V22H171ZM176 23V22H175ZM205 23V24H204ZM220 23V24H219ZM230 23V24H229ZM235 23V24H234ZM19 24V25H18ZM22 24V25H21ZM51 24V25H50ZM112 24V26H110ZM203 24H204V26H203ZM209 24H210V26H209ZM214 24V25H213ZM226 24V25H225ZM227 24H228V26H230L231 28H230V30H229V27L227 26ZM18 27H17V26ZM42 25V24H41ZM53 25H55V26H53ZM64 25V26H63ZM85 25V26H84ZM87 25V26H86ZM115 26V28L114 29H112V27H114ZM116 25H117V27H116ZM124 25V26H123ZM216 25V26H215ZM234 25V26H233ZM21 26H22V29H21ZM37 26L39 27L38 29H37ZM59 27V29L58 28H56V27ZM68 26V27H67ZM102 26V27H101ZM121 26H123V28L121 27ZM200 26V27H199ZM212 26L214 27L215 26V28H217V26H218V28H219V30L217 31V32H215L216 31V29H215V31L213 30L214 28H212ZM240 26H241V28L243 29V28H246V30H249L250 29V27H251V29H250V31L248 32V33H246V31H243V30H241V28H240ZM2 27H4L3 28V31H2ZM15 29H14V28ZM31 27V26H30ZM29 27V28H30ZM54 27V28H53ZM78 27H80V28H82L84 31H85V29L84 28H86V30H87V32L89 31V30H93L92 32H91V36L89 35L90 34V32L89 33H86V34H88V35H85V33H84V36L82 35V33H81V30L82 29H78ZM121 27V28H120ZM161 27H162V31L165 33H162L161 34V32H160V30H161ZM236 29H235V28ZM25 28V29H24ZM27 28V29H26ZM71 28V29H70ZM89 28V29H88ZM111 30H110V29ZM172 29V30H168V29ZM173 28H174V30H173ZM226 30H225V29ZM228 28V29H227ZM234 28V29H233ZM249 28V29H248ZM263 28V29H262ZM18 29V30H17ZM57 29V30H56ZM66 29V30H65ZM176 29V30H175ZM197 29V30H196ZM258 31H257V30ZM27 30V31H26ZM77 30H79V31H77ZM97 30H99L98 31V33H97ZM102 30H103V32H102ZM123 30H124V32H123ZM182 30H186V33H184ZM189 30V31H188ZM203 31V32H208V33H206L205 32V34H206V36H208L209 35V37H210V39L211 40H209L208 41V38H205L206 36L204 35V38H202L200 35H202V34H198L196 31ZM209 30V31H208ZM212 30V32H210ZM225 30V31H224ZM236 30H238L237 32H236ZM245 30V29H244ZM255 30H256V32H255ZM19 31V32H18ZM35 31V32H36ZM47 31H49V32H47ZM74 31H75V33H74ZM77 31V32H76ZM83 31V32H84ZM108 31H112L111 33L110 32H108ZM117 31H118V34H119V36H118V34H117ZM170 31H172V32H170ZM181 31V32H180ZM198 31V32H199ZM219 31H221V32H219ZM227 31V32H226ZM231 31V32H230ZM243 31V32H242ZM3 32H5V33H7V34H5L4 33V35H3ZM14 34H13V33ZM23 32V33H22ZM86 32V31H85ZM101 32V33H100ZM168 32V34H166ZM175 32H177V33H175ZM183 32V33H182ZM190 32V33H189ZM241 32H242V34H241ZM258 32V33H257ZM259 32H260V34H259ZM263 32V33H262ZM47 33V34H46ZM50 33V34H49ZM63 33H66V34H68V35H66V37H65V35L63 34ZM92 33H93V36H92ZM102 33H103V35H102ZM107 33H109V34H107ZM172 33V34H171ZM174 33V34H173ZM189 33V34H188ZM9 34V35H8ZM25 34V35H24ZM39 34V33H38ZM46 34V35H45ZM97 36H96V35ZM181 34V35H180ZM184 34V35H183ZM186 34H187V36H186ZM223 36V37H225L226 38V36H227V38L229 37V38H231V37H233L232 39L233 40H235L234 41V44H236V46L238 47V45L240 46V51H241V55H239L240 54V52L237 54V55H239L238 57L237 56H235L236 55V53L239 51V49L238 48H236V50H238V51H236L235 50V47L234 48H232L233 46H231L230 45V43H229V45L228 46H226L227 48H225V45L226 44H228V43H225L224 42V38L221 36V35ZM233 34V35H232ZM240 34V35H239ZM10 35H11V38H10ZM47 35H48V37H47ZM75 35V36H74ZM80 35V36H79ZM105 35L106 36H109V38H111V39H108L109 40V42H107L110 46H112L113 45V42L115 43L112 47H110V46H108V44H106L105 45V43H104V45H103V42L104 41H106L107 40V38L105 37ZM122 35V36H121ZM163 35V36H162ZM166 35V36H165ZM177 35H178V37H177ZM197 35H199V36H197ZM244 35H245V37L246 38H248L247 39V41H250V45L248 44V42H246V38L244 37ZM9 37V39H8V37ZM21 36V37H20ZM64 37V38H62V37ZM74 36V37H73ZM84 38H83V37ZM126 36V37H125ZM180 36V37H179ZM184 36V37H183ZM189 36V37H188ZM219 36H220V38H219ZM237 36V37H236ZM259 36H261V37H259ZM13 37V38H12ZM16 37H18L19 39H18V41H16L17 40V38ZM34 37H33V39H34ZM52 37L54 38V40L53 41H55L56 42V44L58 45H56L55 44V42L53 43V46L57 49V50H59V51H61V53L60 54H58V51H57V53H56V50L54 49V51H53V53L51 52L52 51V49L54 48V47H49V46H52V42L51 43H49L50 41H51V39H52ZM91 37V38H90ZM94 37V38H93ZM162 37V38H161ZM164 37L167 39V38H170V39H168L167 41H165L164 40ZM191 37V38H190ZM215 37V38H214ZM251 37V38H250ZM3 38H4V40H3ZM20 38H22L23 39V41H22V39H21V42H19L20 41ZM48 38V39H47ZM49 38H50V40H49ZM66 38H67V40H66ZM74 38V39H73ZM81 38V39H80ZM117 40H116V39ZM123 38H125V39H123ZM174 38V39H173ZM188 38H190V39H188ZM213 38V39H212ZM226 38V39H227ZM228 38V39H229ZM240 38V39H239ZM253 38V39H252ZM14 39H16L15 41H16V43H15V41H14ZM31 39V38H30ZM44 39V40H43ZM62 39V40H61ZM79 39H80V41H79ZM106 39V40H105ZM123 40V41H121V40ZM182 39V40H181ZM188 39V40H187ZM194 39V40H193ZM201 39H203L202 41H201ZM222 41H221V40ZM251 39V40H250ZM35 40H36V38H35ZM48 42H47V41ZM162 40V41H161ZM178 40H180V41H178ZM192 40V41H191ZM213 40V41H212ZM242 40H244V41H242ZM12 41H14V43H12ZM33 41V40H32ZM67 41V42H66ZM71 41H73V43L74 44H76V45H74L73 43H70ZM110 41H113L112 43H110ZM118 41V42H117ZM186 41V42H185ZM210 41H212V42H210ZM215 41V42H214ZM227 41H229V40H227ZM231 41V43L233 42L232 40H230ZM251 41H253L252 43H251ZM257 43H256V42ZM119 42H121V43H119ZM123 42V43H122ZM166 42V43H165ZM175 42H177V44L175 43ZM179 42H180V44H179ZM193 42V43H192ZM194 42H196L197 43V46H196V43H194ZM209 42V43H208ZM222 42H224L223 44H222ZM236 42V43H235ZM238 42H239V44H238ZM259 42V43H258ZM8 43H9V47L11 48V47H13V49H14V51L15 52H13L12 53V51L11 50H13V49H11V50H9L8 51ZM20 43V44H19ZM26 43V42H25ZM48 44V46L46 47V45ZM65 43L68 45H71V44H73V45H71V46H67V45H65ZM168 43V44H167ZM170 43H171V45L173 46L172 47V49L171 48H166V50H168L167 51V54H165L164 53V51H165V48H164V46L166 47V46H170L171 47V45H170ZM173 43V44H172ZM183 43H185V44H183ZM192 45H191V44ZM206 45H205V44ZM210 43H212V44H210ZM217 43V44H216ZM220 43V46L218 45ZM241 43V44H240ZM15 46H14V45ZM51 44V45H50ZM62 44H64V46H65V50H64V47H63V45ZM162 44V45H161ZM175 44V45H174ZM181 44H182V46H181ZM189 44H190V48H191V50L193 49L192 47H199V53L200 54H198V53H196L195 52V50H196V48L193 50L194 52V55H192L193 53L191 52V56H195V54H198L197 56H196V58H194V59H196V61H192V66H190V64L188 63V62H186V60L184 61V59H185V57H184V59H183V57H182V53H181V51H180V49L178 48V47H180V48H182L181 50L182 51H184L185 52V48H183L184 47V45H185V47L188 45L189 46ZM213 44L214 45H216V46H213ZM225 44V45H224ZM233 44V43H232ZM253 44V45H252ZM11 45H13V46H11ZM16 45L17 46H19V47H17L16 48ZM21 45H23L22 47H21ZM35 45V47H32V46H34ZM161 45V46H160ZM176 45H177V48L175 49V47H176ZM180 45V46H179ZM201 45H204V46H206V48L204 47V46H201V47H203L204 48V50H202L203 48H200V46ZM223 45V46H222ZM255 45V46H254ZM260 47H259V46ZM67 46V47H66ZM192 46V47H191ZM213 46V47H212ZM218 46H219V49H218ZM229 46H230V49L232 50L231 52L233 53V50L235 51V53H233L234 54V57L231 55V52H229L228 53V51L230 50V49H228L229 48ZM248 46V47H247ZM251 46V47H250ZM262 46V47H261ZM46 49H45V48ZM69 47H70V49H69ZM80 47H81V49H80ZM84 49H83V48ZM97 48V49H100V50H102V49H105L107 52H108V48H110V50L109 51H113L114 53L112 54V52L110 53H104V52H106V51H104V50H102V51H100L101 52V54L99 53V55H98V50H96V49H94V48ZM208 47V48H207ZM214 47H216V48H214ZM253 47V48H252ZM258 47V48H257ZM15 48H16V50H15ZM48 48L49 49H51L50 51L48 50ZM68 48V49H67ZM72 48V49H71ZM102 48V49H101ZM189 47H187L186 48V51L189 53L190 51H188L187 49H190ZM243 48V49H242ZM252 50H254V51H252ZM255 48V49H254ZM20 49V50H19ZM45 49V50H44ZM91 49V50H90ZM160 49V50H159ZM162 49H164V50H162ZM206 49V50H205ZM48 50V51H47ZM73 51V53H72V51ZM76 50V51H75ZM121 50V51H120ZM124 50V51H123ZM163 52H162V51ZM172 50V51H171ZM244 50V51H243ZM250 50V51H249ZM256 50H258V51H256ZM11 51V52H10ZM17 51H19V52H17ZM22 51V52H21ZM29 51V50H28ZM94 52V51H96V53H93V54H91L90 52ZM116 51H119L118 53L119 54H117L116 55ZM172 53H171V52ZM175 51H176V53H175ZM197 51V50H196ZM201 51H203V53H202V57H201ZM217 51V52H216ZM221 51V52H220ZM4 52V53H3ZM26 52V51H25ZM63 52V53H62ZM76 52V53H75ZM82 54H81V53ZM83 52H85V53H83ZM102 52L105 54V55H107L108 54V56H109V54L111 55V57L113 58V56L114 57H116L117 56V58H113L114 60H112V58L110 57V59L112 60H108L109 59V57L107 56V57H105V56H102V55H104V54H102ZM166 52V51H165ZM187 52H185V55L184 56H186V55H190V54H188ZM214 52V53H213ZM224 52V53H223ZM243 52H245V53H243ZM253 52V53H252ZM257 52V53H256ZM261 52V53H260ZM2 53V54H1ZM15 53H19V54H16L15 55ZM24 53V52H23ZM27 53H29V52H27ZM33 53H31L32 55V57L31 56H29V58L31 57V59L34 57V55H33ZM71 53V54H70ZM89 53V54H88ZM162 53H164V55L162 54ZM168 53H170V56H169V54ZM174 53V54H173ZM181 55V59L179 58V54ZM207 53V54H206ZM227 53V54H226ZM245 55V57L246 56H248V57H250V59L248 58H245V60L244 61H247V62H244L242 59H244V56H243V54ZM249 53V54H248ZM255 53V54H254ZM13 54V55H12ZM74 54H77V55H75L74 56ZM78 54H80V55H78ZM96 54V55H95ZM171 54H173V56L171 55ZM184 54V53H183ZM263 54V55H262ZM23 55V54H22ZM26 55V56H25ZM24 55V57L26 58L27 57V54H25ZM91 55V56H90ZM119 55V56H118ZM124 55V56H123ZM163 55V56H162ZM169 56V58L167 57V56ZM178 55V56H177ZM200 55V56H199ZM204 55V56H203ZM225 55V56H224ZM249 55H251V56H249ZM9 56V57H8ZM35 56V57H36ZM100 58H98V57ZM123 56V58L121 59V57ZM166 58H165V57ZM172 56V60L175 58L176 59V57H177V59L175 60V61H177L178 60V62H177V64L176 63H174V60L171 62V61H169ZM207 56H208V58L209 59H211L212 61H211V64H216L215 66L213 65H206V64H208L207 62L209 61V59L208 60H206L205 62L203 61V60H205L206 58H207ZM242 56H243V58H242ZM258 56H260L259 58H258ZM72 57V58H71ZM162 57V58H161ZM174 57V58H173ZM187 57H189V56H187ZM192 57V58H193ZM199 57H200V60H202L203 62H198L197 63V61H198V59H199ZM227 57V58H226ZM232 57H233V59H232ZM6 58H4V57H2V59H3V61H1V59H0V62H5V60H7ZM66 58V59H65ZM93 58L95 59V62H91L89 59H91V60H93ZM191 58V57H190ZM238 58H240L239 60H241L242 62L240 63V61H238ZM242 58V59H241ZM253 58V59H252ZM256 58V59H255ZM5 59V60H4ZM15 60H17L16 58H14ZM18 59H21L20 57L18 58ZM23 59V58H22ZM36 60H38V58H35ZM82 59V60H81ZM96 59H98L97 61H96ZM161 59H162V61H164V63L165 64H162V61H161ZM189 59V58H188ZM217 59H218V61H217ZM227 59H229V60H227ZM25 60H27V59H25ZM33 60H34V58H33ZM63 60H66L65 61V63L63 62ZM71 60H73V61H71ZM75 60H77V62H75ZM104 62V60H106L104 63H102V61ZM116 60H117V63H118V66H117V64H115V62H116ZM124 60V59H123ZM122 60V61H123ZM125 60H126V58H125ZM185 62V64L186 63H188V65L190 66V67H192V68H190L191 69V72H188V71H186V70H184L185 72H187V74H185V72L184 71H182L181 69L178 71L177 70V74H175L174 76H176V77H173V75L171 74V72L173 73V71L174 72H176V67H177V65H178V67L177 68H183L182 67V65L181 66H179V62ZM233 60V61H232ZM234 60H236L237 61V63H239L240 64V66H239V64H235L236 62H234ZM251 60V61H250ZM253 60H255V62L253 61ZM69 61H71V62H69ZM98 61H101V62H99L98 64L96 63V62H98ZM108 61H109V65L108 64H106V63H108ZM159 61V62H158ZM170 63H169V62ZM187 61H189V60H187ZM220 61V62H219ZM226 63H225V62ZM230 61V62H229ZM250 61V62H249ZM37 62V61H36ZM60 62V63H59ZM61 62H63L62 64H61ZM67 62H69V63H67ZM79 62V63H78ZM82 62V63H81ZM84 62H86V63H84ZM89 62H91V63H89ZM114 62V63H113ZM125 62V61H124ZM182 62V63H183ZM193 62H195V64H196V66H195V64L193 63ZM213 62V63H212ZM216 62V63H215ZM231 62H233V63H231ZM243 62H244V64H243ZM251 62H253L254 63V65L251 63ZM257 62V63H256ZM1 63V64H2ZM10 63V64H9ZM53 64V65H56V64H60V69H57V72H60V73H62V69H63V73L62 74H59V73H57L56 74V70H54V69H56L57 68V66H51V64ZM70 63H74V65H72V66H70L71 64ZM94 63V64H93ZM101 63V64H100ZM110 63H112L113 65H111ZM171 63L172 64H175V65H173V67H174V70L172 71V70H170L169 71V69H171L172 67H171ZM202 65H201V64ZM209 63H210V61H209ZM221 63V64H220ZM228 63H230L229 65H228ZM262 65H261V64ZM4 64H2V65H4ZM43 64H40V65H43ZM46 64V65H45ZM79 64V65H78ZM104 64H106V65H104ZM200 64V65H199ZM223 64V65H222ZM225 64H227L226 65V67L224 66ZM231 64H233L234 65V67L233 66H231V67H229ZM260 64V65H259ZM63 65V67H61ZM86 65V66H85ZM98 65V66H97ZM121 65H123V66H121ZM188 65H187V67H188ZM194 65V66H193ZM237 65V66H236ZM241 65H243L242 67H241ZM248 65V66H247ZM21 66V69H20V67H18L17 65H16V67H18L19 69L18 70H21L20 72H22V74H23V72H24V75L26 76V71L28 70H26V71H23V67H24V70L26 69V68H28V67H26V66H24L23 65V67H22V65H20ZM30 66H32V65H30ZM33 66H35V65H33ZM33 66H32V69H33ZM49 66V67H48ZM67 66V67H66ZM94 66V67H93ZM106 66V67H105ZM183 66H186V65H183ZM201 66V67H200ZM205 66V67H204ZM207 66V67H206ZM217 66V67H216ZM220 66V67H219ZM238 66H239V68H238ZM261 66V67H260ZM1 67V66H0ZM3 67V66H2ZM6 67H8V66H5L4 68L6 69ZM43 67V66H42ZM45 67H44V69H45ZM54 67H56V68H54ZM71 67V68H70ZM75 67V68H74ZM100 67V68H99ZM121 67H123V68H121ZM169 67V68H168ZM187 67H185V69L187 68ZM193 67H195L194 68V71L192 72V70H193ZM198 67V68H197ZM200 67V68H199ZM263 67V68H262ZM3 68V69H4ZM15 67H13V66H10V67H8V69H7V71H8V73H7V75L8 76H10V79H17L16 78V76L13 78L12 76L13 75H18L19 76V79H20V77H21V79L23 78L22 77V74H21V76L19 75V71L17 72L16 71V68L14 69ZM53 68V69H52ZM70 68V69H69ZM94 68V69H93ZM112 68V69H111ZM114 68H116V70L114 69ZM161 68V69H160ZM203 68H205V69H203ZM229 68V69H228ZM235 70H234V69ZM251 68V69H250ZM259 68V69H258ZM2 69V68H1ZM9 69L10 70H13V74L11 75L10 73L12 72V71H9ZM32 69H30V70H32ZM36 69V68H35ZM37 69H38V67H37ZM36 69V70H37ZM75 69L77 70V72L75 71ZM106 69V70H105ZM162 69H164V70H162ZM166 69H168V71L166 70ZM195 69H196V71H195ZM203 69V70H202ZM216 69V70H215ZM219 69V70H218ZM228 69V70H227ZM247 69V70H246ZM34 70V69H33ZM32 70V72H34ZM36 70H35V72H36ZM73 70V75H72V73L70 72V71H72ZM116 71L117 72V74H116V72L114 73V71ZM161 71V72H158V71ZM225 70H227V72L225 71ZM241 70H242V72H241ZM245 72H244V71ZM251 70H252V73H251ZM7 71H5V72H7ZM14 71H15V73L16 74H14ZM69 73V74H67V72ZM90 71V72H89ZM110 71H112L111 73H110ZM121 71V70H120ZM120 71H119V74H120ZM124 71V70H123ZM167 71V72H166ZM190 71V70H189ZM202 71H203V73H202ZM216 71V72H215ZM222 71V72H221ZM3 72V73H2ZM2 72H1V74H0V78L4 75V77H5V72H4V70H2ZM28 72H30V71H28ZM27 72V73H28ZM40 72V71H39ZM39 72H37V75L39 74ZM103 72V73H102ZM170 72V73H169ZM181 72H182V74H181ZM206 72H208V74L206 73ZM239 72V73H238ZM249 72V73H248ZM31 73V72H30ZM30 73H29V75H30ZM42 73V72H41ZM40 73V74H41ZM52 73H54L56 76H59V77H56V76H54V74H52ZM64 73H66L65 75H64ZM91 73H93V74H95L94 76H91ZM105 73V74H104ZM121 73H122V71H121ZM124 73V72H123ZM122 73V74H123ZM159 73V74H158ZM185 75H184V74ZM191 73V74H190ZM197 73V74H196ZM213 73H215V75L213 74ZM222 73V74H221ZM224 73V74H223ZM225 73H227V75L225 74ZM229 73V74H228ZM237 73V74H236ZM243 73V74H242ZM255 73V74H254ZM260 73V74H259ZM32 74H36V73H32ZM50 74V75H49ZM82 74H84V75H82ZM102 74V75H101ZM163 74V75H162ZM169 74H171L172 76L170 77V75ZM180 74V75H179ZM211 74H213V75H211ZM217 74H218V76H217ZM231 74H233L231 77L230 76H228V75H231ZM236 74V75H235ZM251 74V75H250ZM23 75V76H24ZM29 75H27L26 77H28L29 78ZM90 75V76H89ZM96 75H99V76H97L96 77ZM115 75V76H114ZM160 75V76H159ZM166 75H168L167 76V78H165L164 76H166ZM191 75H193V77L191 76ZM200 75H201V78H198V77H200ZM206 75H207V77H206ZM220 75V76H219ZM238 75V76H237ZM243 75V76H242ZM247 77H245V76ZM260 77H259V76ZM262 75V76H261ZM7 76V77H8ZM17 76V77H18ZM24 76V77H25ZM31 76V75H30ZM34 76V75H33ZM195 76V77H194ZM196 76H198V77H196ZM205 76V77H204ZM208 76H209V78H208ZM224 76V77H223ZM226 76H227V78H226ZM12 77V78H11ZM37 78H40V79H42L41 77H42V75L41 76H36ZM35 77V79H37ZM53 77V78H52ZM61 77H63V78H61ZM163 77V78H162ZM182 77H184V78H182ZM188 77V78H187ZM222 77V78H221ZM240 77V78H239ZM253 79H252V78ZM256 77V78H255ZM258 77H259V79H258ZM3 78V77H2ZM34 77H31V79H33ZM102 78V79H101ZM119 78V79H118ZM173 78V79H172ZM177 78V79H176ZM208 79L207 81L205 80V79ZM218 78V79H217ZM220 78V79H219ZM233 78V79H232ZM263 78V79H262ZM5 79H7V78H5ZM9 79V78H8ZM25 79H27V78H25ZM112 79V78H111ZM114 79H112V80H114ZM164 80L165 82L166 81H169V79H171L172 80V82L171 81H169V83H167V84H169V85H167V86H169L170 87V89L171 90H169L170 91V93H172V94H170L169 93V91H167L166 90V85L164 84H162V81H160V80ZM167 79V80H166ZM183 79V80H182ZM215 79H217V81L215 80ZM221 79H223V80H225V81H222ZM230 79V80H229ZM44 80H46L45 78H44ZM159 80V81H158ZM173 80H175V81H173ZM178 80V81H177ZM180 80V81H179ZM181 80H182V82L183 83H181ZM187 80V81H186ZM193 80V81H192ZM194 80H196V82L197 83H195V81ZM213 80V81H212ZM215 80V81H214ZM228 80V82H226ZM233 80V81H232ZM257 80V81H256ZM262 80V81H261ZM163 81V82H164ZM211 81V82H210ZM231 81V82H230ZM251 81V82H250ZM260 81H261V84H263V85H261V87H260ZM94 82V81H93ZM161 82V83H160ZM171 82V83H170ZM177 82L180 84V85H177ZM186 82V83H185ZM190 82V83H189ZM214 82V83H213ZM218 82V83H217ZM221 82V83H220ZM225 82V83H224ZM248 82V83H247ZM158 83H160V84H158ZM175 83V84H174ZM194 83V84H193ZM205 83V84H204ZM210 83L212 84V86H213V88H211L212 86H210ZM199 84V86H197ZM219 86H218V85ZM259 84V85H258ZM173 85H174V87H173ZM175 85H176V87H175ZM189 85V86H188ZM195 85V87L197 86V87H199V88H195V96L194 95H192V92H193V90L191 89V87H193V86ZM200 85H201V87H200ZM203 85V86H202ZM208 85V86H207ZM224 85V86H223ZM233 85V86H232ZM179 86V87H178ZM217 86H218V88H217ZM222 86V87H221ZM230 86V87H229ZM161 88L164 90H161ZM165 88V89H164ZM194 88V87H193ZM202 88V89H201ZM203 88H206V89H203ZM222 88V89H221ZM167 89H168V87H167ZM178 90V92H177V90ZM189 89V90H188ZM198 89V91L199 90H201L200 91V93H202V95H204V97H202V95H199V93L197 94V90ZM215 89H217V90H215ZM173 90L174 91H176V92H173ZM184 91V93H183V91ZM187 90V91H186ZM204 90V91H203ZM207 90V91H206ZM209 90V91H208ZM221 90H224L223 92H220ZM168 93H167V92ZM179 91H180V93H179ZM206 91V92H205ZM215 91H218V92H215ZM228 91V92H227ZM238 91V92H237ZM240 91V92H239ZM164 92H166V93H164ZM185 92H187V93H185ZM226 92V93H225ZM234 92V93H233ZM174 93V94H173ZM194 93V92H193ZM212 93V94H211ZM219 95H218V94ZM224 93V94H223ZM232 93V94H231ZM181 95L180 97H179V95ZM189 95L191 98H192V96H194L192 99L189 97V96H184V95ZM229 94H230V96H229ZM235 94V95H234ZM166 97V101L168 100V98L169 99H171V100H168L167 102L166 101H164L163 99L165 98L164 96ZM173 95V96H172ZM175 95V96H174ZM177 95V96H176ZM199 95V97H197V96ZM207 95V96H206ZM208 95H211V96H208ZM242 95V96H241ZM163 96V99L161 98ZM168 96V97H167ZM169 96H171V97H169ZM216 96V98H214ZM243 96H244V98H243ZM178 99H177V98ZM186 97H188V98H186ZM195 97H196V99L197 100H195ZM202 97V98H201ZM207 97H209V98H207ZM220 97H222V101H220L221 100V98ZM240 97H241V99H240ZM257 97V98H256ZM259 97V98H258ZM199 98V99H198ZM206 98V99H205ZM212 98V99H211ZM217 98H219L218 100H217ZM226 98V99H225ZM256 98V99H255ZM262 98V99H261ZM186 99H188V100H186ZM203 99V100H202ZM215 99V100H214ZM229 99H231V100H229ZM244 99V100H243ZM261 99V100H260ZM160 100V101H159ZM161 100H163L164 102H165V104L161 101ZM208 100V101H207ZM172 101V102H171ZM181 101H183V102H181ZM185 101V102H184ZM190 101V102H189ZM217 101V102H216ZM238 101H240V102H238ZM242 101H243V103H242ZM248 101V102H247ZM252 101H254V102H252ZM256 101V102H255ZM159 102L160 103H163L164 105H163V107H162V104H159ZM198 102V103H197ZM214 102V103H213ZM221 102V103H220ZM260 102V103H259ZM171 103V104H170ZM176 103H177V105H176ZM178 103H179V105H178ZM194 103V104H193ZM197 103V104H196ZM206 103V104H205ZM209 103V104H208ZM218 103V104H217ZM220 103V104H219ZM170 104V105H169ZM186 104V105H185ZM240 104H242V105H240ZM255 104V105H254ZM171 105H172V107H171ZM175 105V106H174ZM181 105H183V106H181ZM189 105V106H188ZM207 105V106H206ZM220 105V106H219ZM248 105V106H247ZM251 105H253V106H251ZM263 105V106H262ZM166 106V107H165ZM179 106V107H178ZM217 106V107H216ZM161 109H160V108ZM175 107H176V109H175ZM183 107V108H182ZM209 107V108H208ZM258 107V108H257ZM163 108V109H162ZM168 108V109H167ZM174 110H173V109ZM178 108V109H177ZM195 108V109H194ZM199 108V109H198ZM203 110H202V109ZM212 108V109H211ZM218 108V109H217ZM224 108V109H223ZM182 109H184V110H182ZM188 109V110H187ZM221 109V110H220ZM247 109V110H246ZM162 110V111H161ZM176 110V111H175ZM190 110V111H189ZM225 110V111H224ZM249 110V111H248ZM173 111V112H172ZM202 111V112H201ZM203 111H204V114H203ZM210 111V112H209ZM213 111V112H212ZM258 113H257V112ZM261 111H263V112H260ZM180 112V113H179ZM182 112V113H181ZM246 112V113H245ZM192 113V114H191ZM197 113H199V115L197 114ZM223 113H228L227 115H228V118L227 117H224L223 116ZM259 113L261 114V115H259ZM162 114V115H161ZM178 114V115H177ZM182 114V115H181ZM191 114V115H190ZM203 114V115H202ZM263 114V115H262ZM171 115V116H170ZM216 115H218V116H216ZM160 116V117H159ZM175 116V117H174ZM178 117V119H177V117ZM205 116V117H204ZM250 116V117H249ZM260 116V117H259ZM159 117V118H158ZM167 117V118H166ZM173 117H174V119H173ZM192 117V118H191ZM164 118H166V120L164 119ZM173 119V120H172ZM189 119V120H188ZM192 119V120H191ZM203 119V120H202ZM161 120V121H160ZM178 120V121H177ZM203 121V122H202ZM204 122L206 123L205 124V132H204V130H203V128H204ZM211 124H210V123ZM231 122V123H230ZM163 123V124H162ZM174 123V124H173ZM199 123V124H198ZM207 123H208V125H207ZM165 124V125H164ZM181 124V125H180ZM218 125V127H216V128H213V127H215V125ZM226 124V125H225ZM243 124V125H242ZM245 124V125H244ZM210 125V126H209ZM227 125H228V128H227ZM231 125V126H230ZM233 125H235V126H233ZM237 125V126H236ZM251 125V126H250ZM256 126V125H258L259 127H260V129H259V131H257L258 130V126L257 127H255V128H252V126ZM169 126V127H168ZM172 126V127H171ZM244 128H243V127ZM161 127V128H160ZM167 127V128H166ZM192 127H193V129H192ZM200 127V128H199ZM222 127V128H221ZM226 127V128H225ZM248 127V128H247ZM256 128H257V130H256ZM176 129V130H175ZM187 129V130H186ZM197 129V130H196ZM208 129V130H207ZM213 129V130H212ZM218 130V131H216L215 132V130ZM224 129V130H223ZM248 129V130H247ZM165 130H167V132L165 131ZM174 130H175V132H174ZM191 130V131H190ZM194 130H196V132L194 131ZM199 130H200V132H199ZM222 130V131H221ZM250 130V131H249ZM159 131V132H158ZM202 131H203V134H202ZM209 131V132H208ZM251 131H252V133H251ZM261 131V132H260ZM194 132V133H193ZM199 132V133H198ZM239 132V133H238ZM259 132H260V134H259ZM164 133V134H163ZM166 133V134H165ZM207 133V134H206ZM212 133V134H211ZM222 133H224V134H222ZM195 134V135H194ZM206 134V135H205ZM219 134H221V135H219ZM237 134V135H236ZM159 135H160V137H159ZM163 135V136H162ZM177 135H178V137H177ZM215 135V136H214ZM223 135H225V136H223ZM241 135V136H240ZM208 136V137H207ZM232 136V137H231ZM162 137V138H161ZM175 137H177V140H176V138ZM191 137L193 138L192 140H191ZM241 137H243V139L244 140H242V138ZM248 137V138H247ZM252 137V138H251ZM254 137V138H253ZM174 139V140H176V141H172V139ZM179 138V139H178ZM196 140H195V139ZM230 138V139H229ZM256 138H258L257 140H258V142H257V140H255ZM161 139V140H160ZM166 139V140H165ZM190 139V140H189ZM164 140V141H163ZM171 140V141H170ZM179 140V141H178ZM217 140V141H216ZM252 140H255V141H252ZM188 141H190V142H188ZM196 141V142H195ZM200 141V144H201V142H202V145H200L198 142ZM214 141H216V143L214 142ZM236 141V142H235ZM259 141H261V142H259ZM164 142V143H163ZM169 142V143H168ZM183 142V143H182ZM187 142V143H186ZM213 142V143H212ZM220 142V143H219ZM248 142H249V144H248ZM253 142V143H252ZM168 143V144H167ZM219 143V144H218ZM241 143V144H240ZM247 143V144H246ZM259 143V144H258ZM260 143H263V145L262 144H260ZM171 144V145H170ZM174 144H175V146H174ZM212 144V145H211ZM173 145V146H172ZM183 145V146H182ZM246 145V146H245ZM252 145V147H254V148H252V147H250ZM262 145V146H261ZM182 146V147H181ZM211 146V147H210ZM220 146V147H219ZM224 146V147H223ZM239 146V147H238ZM171 147L173 148V150L171 149ZM209 147V148H208ZM241 147V148H240ZM248 147V151H250V152H248V151H246V148ZM259 147V148H258ZM169 150H168V149ZM203 148V149H202ZM222 148V149H221ZM228 148H230L229 150H228ZM242 148H243V150H242ZM261 148V149H260ZM197 149L199 150V151H197ZM210 149V150H209ZM241 149V150H240ZM258 149H260V150H258ZM187 150L189 151V153H191L192 151L194 152V150H195V152H198V155H200V156H196L197 155V153H194V154H196V155H194L193 153H191L192 154V159H190L189 157H190V155L188 154V152H187ZM192 150V151H191ZM202 150V151H201ZM213 150V151H212ZM231 150V151H230ZM232 150H234V151H232ZM253 150H254V152H253ZM258 150V151H257ZM161 151V152H160ZM204 151V153H207V151H208V153L207 154H205V155H203L202 154V152ZM206 151V152H205ZM211 151V152H210ZM215 151V152H214ZM230 151V152H229ZM241 151V152H240ZM217 152H219L220 154H217ZM236 153V154H233V153ZM245 154H244V153ZM165 153H168V154H165ZM171 153V154H170ZM210 153H211V155H210ZM215 153V154H214ZM226 154V155H223V154ZM231 153V154H230ZM242 153V154H241ZM174 154V155H173ZM187 154L189 155V156H187ZM261 154V155H260ZM169 155H171V157H172V155H173V159H174V161H172L173 159L172 158H170V156ZM217 155V156H216ZM229 155H231V156H229ZM234 155V156H233ZM256 155V156H255ZM176 156H177V158H176ZM195 156H196V158H195ZM201 156H206V157H201ZM209 158H208V157ZM241 156V157H240ZM257 156H259V157H257ZM168 157V158H167ZM175 157V158H174ZM199 159H201L200 160V162H199V160H198V158ZM201 157V158H200ZM210 157H212V158H210ZM223 157V158H222ZM231 157V158H230ZM234 157H236V158H234ZM238 157H239V160H238ZM243 157V158H242ZM249 158V161H248V158ZM255 157V158H254ZM209 160H208V159ZM213 158H214V160H213ZM225 158V159H224ZM240 158H242L241 159V161H240ZM178 159V160H177ZM195 159H197L198 160V163L195 161ZM211 159V160H210ZM218 159V160H217ZM223 159V160H222ZM237 159V160H236ZM260 159H263V160H260ZM167 161V163H166V161ZM190 160H191V162H190ZM208 160V161H207ZM225 160V161H224ZM229 160H232V161H230V164H229ZM242 160H243V162H242ZM253 160H254V162H253ZM257 160L259 161V162H257ZM176 161V162H175ZM205 161L207 162V163H205ZM210 161V162H209ZM222 161H224V162H222ZM253 163H252V162ZM175 162V163H174ZM181 164H180V163ZM197 163L196 165H195V163ZM206 164V165H204V163ZM209 162V163H208ZM215 162V163H214ZM226 162V163H225ZM236 162V163H235ZM241 162V163H240ZM250 164H249V163ZM200 163V164H199ZM215 165H214V164ZM228 163V164H227ZM240 163V164H239ZM254 163L256 164V165H254ZM168 164V165H167ZM170 164H171V166H170ZM203 164V165H202ZM221 164V165H220ZM235 164V165H234ZM237 164V165H236ZM240 166H239V165ZM243 164V165H242ZM245 164H247V165H245ZM253 164V165H252ZM198 165L200 166L199 167V169L198 170H196L197 168H198ZM223 165V166H222ZM224 165H225V169H224ZM227 165V166H226ZM231 165V166H230ZM233 165V166H232ZM252 165V166H251ZM182 166V167H181ZM190 166V167H189ZM201 166H208V168H206V167H204V171H205V169L207 170V171H203V169L201 168ZM210 166V167H209ZM214 166V167H213ZM216 166H218L217 168H216ZM230 166V167H229ZM244 166V167H243ZM257 166V167H256ZM258 166H259V168H258ZM181 167V168H180ZM213 167V168H212ZM223 169H222V168ZM233 167H234V170H233ZM236 167V168H235ZM248 167L249 169H246V168ZM180 170H179V169ZM216 168V169H215ZM219 168H221V170L219 169ZM227 168V169H226ZM241 168V169H240ZM250 168H252L251 170H250ZM189 169H195L194 170V174H192L193 173V171H191V170H189ZM208 169H209V171H208ZM210 169H211V171H210ZM214 170V172H213V170ZM232 169V170H231ZM237 169H238V172L239 173H241V174H239L238 172H236L237 171ZM257 169H258V171H257ZM261 169V170H260ZM218 170V171H217ZM220 170V171H219ZM236 170V171H235ZM243 170L245 171V172H243ZM247 170V171H246ZM259 170H260V172H259ZM181 171V172H180ZM199 171H200V173H199ZM201 171H203V172H201ZM226 171H228V173L226 172ZM232 172L231 174H230V172ZM252 171V172H251ZM254 171V172H253ZM256 171V172H255ZM167 172V173H166ZM192 174H190V173ZM218 172H220L221 174H224L223 172H225V174H224V176H227V177H225V178H230V179H228V181H227V179H225L224 178V176H222L220 173H218ZM264 172V171H263ZM164 173V174H163ZM174 173V174H173ZM187 173H189V174H187ZM226 173H227V175H226ZM249 173V174H248ZM256 173H258V176H256L257 174ZM180 174H182V175H180ZM199 174V175H198ZM204 174V175H203ZM208 175V176H206V175ZM218 174V175H217ZM228 174H230V175H232V176H229ZM235 174V175H234ZM251 174V175H250ZM259 174H260V176L261 177H259ZM177 177H176V176ZM178 175H180L179 177H178ZM184 175V176H183ZM190 177H189V176ZM195 175H197V176H195ZM209 175H211V176H209ZM253 175V176H252ZM168 177L169 179H171V180H169L168 178H166V177ZM201 176V177H200ZM212 176H213V178H212ZM216 176V177H215ZM219 176V177H218ZM245 176V177H244ZM195 177V178H194ZM196 177H197V180H195L196 179ZM209 177H211V178H209ZM233 177V178H232ZM52 177H42V178H38V177H35V178H17V179H15V178H10V179H8V178H0V183H1V185H0V188H1V190H0V202H7V203H5V204H3V206H4V208H3V206H2V203L0 204V209H2V211L0 210V234L2 233L3 234V236H1L0 235V250L1 251H3V252H1V254H0V264H73V262H74V259H75V253H74V250H73V244H72V242H69L67 239H66V237H65V233H64V227H65V225L67 224L66 223V221L68 222L69 220V215L71 214V212H73V210H74V208L76 207V201H75V198H74V196H72V195H74V186H73V184H72V181L70 180V179H60L59 180V178H55V177H53V179H51ZM162 178V179H161ZM183 178V179H182ZM200 178H201V180H200ZM204 178V179H203ZM207 178H208V180H207ZM232 178V179H231ZM235 178V179H234ZM248 178V179H247ZM257 178V179H256ZM261 178H263L262 180H261ZM41 179V180H40ZM45 179V180H44ZM56 179V180H55ZM166 179V180H165ZM168 179V180H167ZM237 179H238V182H237ZM23 180V181H22ZM51 180V181H50ZM59 180V181H58ZM68 180V181H67ZM71 181V183H70V181ZM162 180V181H161ZM195 181V183H193L194 181ZM217 180H218V182H217ZM229 180H230V182H229ZM260 182H259V181ZM45 181V182H44ZM48 181V182H47ZM63 181H64V183H63ZM66 181L68 182V183H66ZM200 181V182H199ZM204 181H206V182H204ZM221 181V182H220ZM225 181V182H224ZM234 181V182H233ZM242 181V182H241ZM248 181V182H247ZM250 181V182H249ZM9 182V183H8ZM35 182V183H34ZM57 182H59V184L57 183ZM173 182V183H172ZM211 182V183H210ZM217 182V183H216ZM227 182V183H226ZM254 182H256V183H254ZM20 183V184H19ZM30 183V184H29ZM37 183L40 185H37ZM53 183V184H52ZM199 183V184H198ZM210 183V184H209ZM222 183H223V185H222ZM237 183V184H236ZM238 183L240 184V183H242V185L240 184V186L241 187H239V185H238ZM247 183V184H246ZM248 183H250V184H248ZM258 183V184H257ZM263 183V184H262ZM3 184V185H2ZM15 186H14V185ZM45 184V185H44ZM50 184V185H49ZM66 184L68 185V186H66ZM170 184V185H169ZM177 184V185H176ZM253 184H254V186H253ZM260 184V185H259ZM262 184V185H261ZM6 185V186H5ZM48 185V186H47ZM58 185H62V187L63 188H61L60 186H58ZM64 185V186H63ZM170 186V187H166V186ZM174 185H176V187L174 186ZM210 185V186H209ZM225 185V186H224ZM248 185V186H247ZM250 185V186H249ZM256 185V186H255ZM259 185V186H258ZM2 186V187H1ZM4 186V187H3ZM13 188H12V187ZM70 186V187H69ZM161 188H160V187ZM165 186V187H164ZM172 186V187H171ZM175 188H174V187ZM180 187V189L178 188V187ZM184 186V187H183ZM208 186V187H207ZM216 186V187H215ZM223 188H222V187ZM262 186V187H261ZM7 187V188H6ZM28 187V188H27ZM41 187H42V189H41ZM45 187V188H44ZM50 187V188H49ZM71 187H72V189H71ZM181 187H183V188H181ZM185 187H186V189H185ZM188 187V188H187ZM234 187V188H233ZM245 187V188H246ZM258 187V188H257ZM12 188V189H11ZM15 188V189H14ZM22 188V189H21ZM24 188V189H23ZM59 188V189H58ZM263 188V189H262ZM68 189V190H67ZM159 189V190H158ZM161 189V190H160ZM170 189V190H169ZM185 189V190H184ZM6 190V191H5ZM163 190V191H162ZM168 190V191H167ZM177 190V191H176ZM183 190V191H182ZM42 194H40L39 192ZM61 191H63V192H61ZM160 191V192H159ZM3 192V193H2ZM8 192V193H7ZM37 192V193H36ZM47 194H46V193ZM64 192H66V193H64ZM67 192H69V193H67ZM5 193V194H4ZM22 193H23V195H22ZM31 193V194H30ZM35 193H36V195H35ZM70 193H72L71 194V196H69L70 195ZM19 194V195H18ZM40 194V195H39ZM49 194V195H48ZM66 196H65V195ZM67 194H69V195H67ZM10 195V197H8V196ZM14 195V196H13ZM28 195V196H27ZM26 196V197H25ZM38 196V197H37ZM48 196V197H47ZM13 197H16V198H13ZM62 197V198H61ZM67 197H68V199L69 200H71V199H73L75 202H73L72 200V202H70V201H68V199H67ZM47 198V199H46ZM50 198V199H49ZM5 199H7V200H5ZM22 201H21V200ZM60 199V200H59ZM66 200V201H68V202H70V203H72V204H70V203H68V202H64L63 200ZM9 200H10V202H9ZM17 200V201H16ZM29 200V201H28ZM39 200V201H38ZM49 200V201H48ZM15 201V202H14ZM41 201V202H40ZM43 201V202H42ZM18 202H19V204H18ZM10 203H13L12 204V207L13 208H15V210L16 209H18V210H16L15 211V215L13 214V212H14V209L10 206ZM49 203V204H48ZM74 203H75V205H74ZM18 205V206H15V205ZM21 204L23 205V207L21 206ZM30 204V205H29ZM34 204V205H33ZM43 206H42V205ZM67 204H70L69 206H70V208H72V210L70 209V208H66V206L67 207H69ZM7 207H6V206ZM28 205V206H27ZM32 205V206H31ZM38 205V206H37ZM45 205V206H44ZM72 205H74L73 207H72ZM9 206V207H8ZM22 208H21V207ZM25 206V207H24ZM29 207L28 209H27V207ZM34 206V207H33ZM37 206V207H36ZM62 206H64V207H62ZM10 207H11V212H10ZM6 208V209H5ZM9 208V209H8ZM52 208V209H51ZM4 209V210H3ZM7 209H8V211H7ZM20 209V210H19ZM22 209H25L24 210V212L23 211H21ZM27 209V210H26ZM43 209V210H42ZM51 209V210H50ZM6 210V211H5ZM12 210H13V212H12ZM31 212H30V211ZM46 210V211H45ZM5 211V212H4ZM29 211V212H28ZM69 211V212H68ZM16 212H19L18 214L16 213ZM2 213V214H1ZM4 213V214H3ZM12 213V214H11ZM25 213H27V214H25ZM63 213V214H62ZM9 214H11V215H9ZM67 214H69V215H67ZM62 215V216H61ZM62 218H61V217ZM67 216H68V219H67ZM4 219H3V218ZM14 217V218H13ZM56 217V218H55ZM61 219H60V218ZM63 217H65V218H63ZM7 218H10V221H8L7 220ZM21 218V219H20ZM14 219V220H13ZM21 221H20V220ZM22 219L24 220L23 222H22ZM58 219V220H57ZM63 219L65 220V221H63ZM7 220V221H6ZM9 222V223H8ZM12 223V224H11ZM17 223V224H16ZM23 223V224H22ZM55 223V224H54ZM10 224V225H9ZM13 224L15 225V226H13ZM26 224V225H25ZM53 224V225H52ZM23 225V228L21 229V226ZM6 226V227H5ZM13 226V227H12ZM19 226V227H18ZM48 226V227H47ZM4 227V228H3ZM25 227V228H24ZM7 228V230H6V232H5V229ZM20 228V229H19ZM27 228V229H26ZM1 229H2V232H1ZM13 229V230H12ZM3 230H4V232H3ZM15 230V231H14ZM19 230L21 231V232H19ZM18 231V232H17ZM56 233H55V232ZM58 231V232H57ZM40 232V233H39ZM31 234V235H30ZM57 234V235H56ZM6 235V236H5ZM11 235V236H10ZM35 235V236H34ZM9 236V237H8ZM6 237V238H5ZM18 237V238H17ZM22 237V238H21ZM63 237V238H62ZM4 238V239H3ZM9 238H10V240H9ZM21 238V239H20ZM14 239H15V241H14ZM56 239H57V241H56ZM63 239V240H62ZM34 240V241H33ZM12 246V247H10V245ZM12 243V244H11ZM59 243V244H58ZM67 243V244H66ZM70 243V244H69ZM14 244L16 245V246H14ZM32 244V245H31ZM26 245H28V246H26ZM30 245V246H29ZM21 247V248H20ZM14 248H16V249H14ZM24 248V249H23ZM26 248V249H25ZM62 248V249H61ZM69 248V249H68ZM51 249V250H50ZM18 251H19V253H18ZM62 251V252H61ZM72 251V252H71ZM15 252V253H14ZM26 253V254H22V253ZM28 252V253H27ZM23 255V256H22ZM24 255H26V256H24ZM35 255V256H34ZM73 255V256H72ZM72 257V258H71ZM7 258V259H6ZM8 258H9V260H8ZM18 258H19V260H18ZM8 261H6V260ZM66 259V261H64ZM28 260V261H27ZM61 260V261H60ZM19 261V262H18ZM42 262V263H41Z\"/></svg>", "mask_w": 264, "mask_h": 264}]
</instances>
